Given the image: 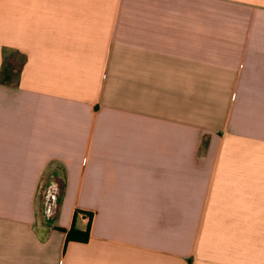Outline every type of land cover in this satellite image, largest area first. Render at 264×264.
Here are the masks:
<instances>
[{"label": "crops", "instance_id": "0c3cea01", "mask_svg": "<svg viewBox=\"0 0 264 264\" xmlns=\"http://www.w3.org/2000/svg\"><path fill=\"white\" fill-rule=\"evenodd\" d=\"M0 264H264V0H0Z\"/></svg>", "mask_w": 264, "mask_h": 264}, {"label": "trees", "instance_id": "16d2710c", "mask_svg": "<svg viewBox=\"0 0 264 264\" xmlns=\"http://www.w3.org/2000/svg\"><path fill=\"white\" fill-rule=\"evenodd\" d=\"M7 54L8 50H4V64L2 69V77L3 79H6L8 81L15 80L19 78L20 74V67L23 65V61L20 63L16 62L13 65L9 64L7 61ZM88 231L86 232H80L75 230L74 228L70 229L68 231V239L70 240H87L88 238Z\"/></svg>", "mask_w": 264, "mask_h": 264}, {"label": "built area", "instance_id": "2783aa9c", "mask_svg": "<svg viewBox=\"0 0 264 264\" xmlns=\"http://www.w3.org/2000/svg\"><path fill=\"white\" fill-rule=\"evenodd\" d=\"M57 191H58V187L55 183L49 185L46 198H47V202L49 199H52V203L49 206L48 203H46L45 212L47 216H51L54 213L53 210L56 206Z\"/></svg>", "mask_w": 264, "mask_h": 264}, {"label": "rangeland", "instance_id": "374dc122", "mask_svg": "<svg viewBox=\"0 0 264 264\" xmlns=\"http://www.w3.org/2000/svg\"><path fill=\"white\" fill-rule=\"evenodd\" d=\"M12 53H10L9 55H11ZM19 55L17 54H12L11 57H10V60L13 61V58L17 57ZM49 182V181H48ZM48 182H46V184H48Z\"/></svg>", "mask_w": 264, "mask_h": 264}, {"label": "bare ground", "instance_id": "6f19581e", "mask_svg": "<svg viewBox=\"0 0 264 264\" xmlns=\"http://www.w3.org/2000/svg\"><path fill=\"white\" fill-rule=\"evenodd\" d=\"M47 203H48V206H49L52 203V199H49Z\"/></svg>", "mask_w": 264, "mask_h": 264}]
</instances>
